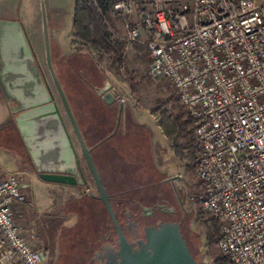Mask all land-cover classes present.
<instances>
[{
  "label": "built area",
  "instance_id": "obj_1",
  "mask_svg": "<svg viewBox=\"0 0 264 264\" xmlns=\"http://www.w3.org/2000/svg\"><path fill=\"white\" fill-rule=\"evenodd\" d=\"M108 19L121 24L116 34L105 22L113 39L144 46L150 76L192 119L196 202L217 220L218 250L230 264H264V0H114ZM24 202L17 173L0 179V264H44L12 215Z\"/></svg>",
  "mask_w": 264,
  "mask_h": 264
},
{
  "label": "rangeland",
  "instance_id": "obj_2",
  "mask_svg": "<svg viewBox=\"0 0 264 264\" xmlns=\"http://www.w3.org/2000/svg\"><path fill=\"white\" fill-rule=\"evenodd\" d=\"M43 1L48 31L51 30L54 37L55 33L59 31L58 28L62 30L59 37L55 36L64 47L62 56L76 54L77 51H80L81 58L96 65L102 77L119 95L120 101L112 107L113 115L112 109L96 114L98 118L112 125L117 135L121 137L122 133L125 134L122 139L127 151L124 153L125 165L119 166L115 153H105L104 147L94 150L93 161L103 183L107 185L113 176V178H117V183L114 181L115 185L122 187L115 192L142 186L150 193L161 191L163 194L171 195L176 215L155 214L150 218V221L162 218L165 221L178 223L196 260L202 264H217L216 259L222 254L216 243L212 245L207 243L208 234L214 233L211 216L202 213L196 202L200 195L201 185L195 176L199 149L193 136L192 119L178 104L172 87L167 81L155 80L150 76V60L142 45L126 47L123 44V62L118 66L112 62L109 53L97 52L74 40L70 35L74 0ZM30 16L28 14L27 18L23 19L27 28L28 25L32 26L35 23ZM52 18H55L56 22H51L50 25ZM110 26L113 31H116H114L116 34H121L119 21L111 20ZM43 69L53 96L60 104L59 95L51 77L45 66ZM85 90L89 89L86 87ZM118 104L122 105L121 112L124 117L120 122L116 116ZM60 109L63 110L62 107ZM1 112L0 108V120H2ZM62 112L67 127L71 131L68 118L65 112ZM94 113L95 111L91 112L87 119H81L85 128L90 122H95ZM163 115L167 117V122L174 129V133L171 135H165L162 130L161 118L164 117ZM126 120L128 121L126 122ZM9 123H12L11 119ZM122 125L125 126V130L122 129ZM135 133L140 135L138 139L134 137ZM71 135L90 193L86 191L87 186H82L76 190H67L63 196L61 195L60 199L67 200L66 204L59 210L58 217L50 222L49 227L43 225V229L39 233V238L43 242L41 248L45 255L44 264H80L82 255L86 253L85 241L80 238L83 235L82 232H86V235H94L93 221L98 220L99 228L103 227L101 222H107L104 209L98 210L94 202L90 201V194L95 196L97 192L86 164L81 159L80 148L72 131ZM190 138L193 139L192 143L196 145L195 148L188 145ZM16 140L17 134L14 128L5 125L0 128V147L14 151L16 149L13 144ZM99 140L88 141V144L93 146ZM119 181L121 184H118ZM132 194L138 195L137 191ZM99 217L101 222H99ZM85 220H89L90 227L82 229ZM94 261L95 263L92 264H99L98 260Z\"/></svg>",
  "mask_w": 264,
  "mask_h": 264
},
{
  "label": "water",
  "instance_id": "obj_3",
  "mask_svg": "<svg viewBox=\"0 0 264 264\" xmlns=\"http://www.w3.org/2000/svg\"><path fill=\"white\" fill-rule=\"evenodd\" d=\"M42 19L47 65L97 192V195L90 194V197L104 204L117 235L118 248L107 246L103 252L97 253L94 259L98 260L99 264H202L192 256L180 225L176 222L164 221L144 227L143 238L133 242L125 238L110 205L91 150L84 141L52 67L44 12ZM0 58V66L9 73L1 75L0 85L18 105L20 114L16 117V125L28 150V162L39 179L63 186H86L87 181L63 115L33 65L34 57L19 23L0 21ZM96 93L107 106L119 101L117 91L108 82ZM119 110L121 111V107ZM44 140L50 141V147L42 150L38 146Z\"/></svg>",
  "mask_w": 264,
  "mask_h": 264
},
{
  "label": "crops",
  "instance_id": "obj_4",
  "mask_svg": "<svg viewBox=\"0 0 264 264\" xmlns=\"http://www.w3.org/2000/svg\"><path fill=\"white\" fill-rule=\"evenodd\" d=\"M42 12H44L45 14V23L47 28L48 42H49L50 61L55 71V74L61 84V87L63 89V92L65 94V97L69 103L71 110L72 111L74 110V113L75 111H78L79 112L78 117L82 119H87L89 117V115L81 111L85 109V107L89 108L90 114L91 112L93 113V111H95L93 115L94 117L93 119H95V122H90V124L86 128L84 127L85 125H83L84 123H81V121L77 119L78 127L81 131V134L84 138L87 147L91 150V153H94L95 149L104 147L105 153H113V154L115 153L117 157V161L119 162L118 165L124 166L126 163V157L124 153H127V151L125 149L126 145H124L125 142H123L124 140L122 138H124L125 134L122 133L120 137V135L116 134L115 128L112 125L108 124L106 121L104 122V120L98 118V116L96 115L98 113L101 114L100 113L101 111L112 109L113 105L118 103L116 102L111 106H107L105 105V103L102 102L100 97L95 92L96 89L95 85H97L98 83L96 80H99L98 76H102V74L98 71L96 65H94L93 63L90 64V63L82 62L83 59L81 58L80 51H77L76 54L73 53L72 55H68L65 57L62 56V54L64 55V47L59 42V39L55 37V36L59 37L61 35L62 30L61 28H58L59 31L55 33L54 37L51 30L50 32L48 31V21H47V15L45 13V3L43 0H0V21L19 23L26 37L28 45L31 49V52L33 54L34 57L33 65L34 66L36 65L35 67L37 69V72L42 77L45 86L48 88L49 92L51 93L53 101L57 104L59 110L61 111V114L63 115L62 111L64 110L60 109V107H62L61 101L59 104L55 100L51 88L47 83L46 76L44 74L43 67L45 66L53 82L52 75L47 65ZM28 14L32 16V20L35 23L32 24V26L28 25L27 28V26H25V24L23 23V19L27 18ZM52 20H50L49 23L50 25L51 22L52 23L56 22L55 18L54 19L52 18ZM70 35H72V30L70 31ZM73 57L76 58V60L78 61L77 64L75 63L76 66L79 67V70L77 71L72 66L67 64V59ZM89 64L95 67L92 68L93 71L91 72L95 76L96 80L94 81L91 80L94 87L90 86L91 91L88 92V93L92 92L90 96L92 101L89 99L90 100L89 105H85L81 102V100L80 101L74 100L72 98V95H74V93H76L77 91V89L75 88V84H76L75 77H80L84 81L85 77L81 69L83 68L87 69L89 67ZM65 67H67L68 69L67 71ZM5 70L6 69H3V67L0 66V77L4 73H7L5 72ZM7 75H9V73H7ZM24 79L27 80V77H25ZM16 81L18 80L16 79ZM102 82L105 83L106 79L103 78ZM15 93H17V91ZM0 108L2 109L1 112L2 120H0V128L4 125L9 126L11 128H14L17 134V140L13 144L16 150L14 151L6 150L0 147V179L6 178L9 175L17 173L21 181L23 193L25 194V202L20 204L13 203L12 215L16 220V222L21 227H23L24 229H29L31 230V232L35 234L41 247L43 242H41L42 240H40L39 238V233L41 229H43V225L49 227L50 222H52L53 220L56 219V217H58L59 210L67 202V200L62 201L60 199L61 195L63 196L64 192H67V190H76L77 188L53 184V183H47L39 179L33 166L28 162L27 159L28 150L26 148L24 141L21 138V135L16 125V117L20 114L18 105L1 85H0ZM10 119L12 121L11 124L9 123ZM63 119L66 124L64 117ZM122 126H123L122 129L125 130V126L124 125ZM68 131L70 133L72 143L75 147L73 136L71 135V131L69 128ZM101 131L103 132V136L99 138V132ZM134 137L138 139L140 135L135 133ZM98 139L100 140L96 143V146L94 144H93L94 146H90L88 144V141L93 142V140H98ZM98 144L99 146H97ZM49 145H50V141L44 140L43 142L39 143L38 147L42 150H45L50 147ZM75 149L77 152L76 147ZM111 178H112L111 181L107 182L108 191L110 193H114L115 190L117 191L118 189H122L121 186L115 185L114 181H116L117 178H113V176H111ZM119 182L118 184H121V182L120 183Z\"/></svg>",
  "mask_w": 264,
  "mask_h": 264
},
{
  "label": "trees",
  "instance_id": "obj_5",
  "mask_svg": "<svg viewBox=\"0 0 264 264\" xmlns=\"http://www.w3.org/2000/svg\"><path fill=\"white\" fill-rule=\"evenodd\" d=\"M113 1L114 0H74L73 15H72V29L71 30H72V36H73L74 40H77L81 44L87 45V46L93 48L97 52L109 53L112 57V62L114 64H118V66H120L123 62L122 61V53H123L124 45L122 42L113 39L112 36L110 35V33L107 31V28L105 26L106 21L111 22L108 19V10H109L110 4ZM82 62L88 63L87 60L86 61L83 60ZM75 63L76 64L78 63L76 58L73 57V58L67 59V64L72 66L74 69H76ZM90 64H89V67L87 68V70L93 71L92 68H95V67L93 65H90ZM65 68L67 71L68 70L67 67H65ZM76 71H77V69H76ZM98 78H99V80H96V81L98 83H101L103 81V77L98 76ZM75 80H76L75 88L77 89L78 92L76 91V93H74V95H72V98L74 100H79V101L81 100V102L83 104L89 105V101L90 100L92 101V99L90 97L92 92L88 93L91 91L89 83L85 79L83 81L80 77H75ZM86 87L89 89L88 91L85 90ZM113 110L114 109L111 110L112 115L114 113ZM81 111L85 112L87 115H90L89 108L85 107V109H83ZM72 112L75 116L77 123H78L77 119H79L81 121L82 118L78 117L79 112L75 111V113H74V110ZM166 118H167L166 116L161 118V120H162L161 121V127H162V130L165 133V135H171L172 133H174V129H173L172 125H170V123L167 122L168 120ZM102 136H103V132L101 131V132H99V138H101ZM192 140L193 139L190 138L188 145L190 144L192 148H195L197 144L194 145L192 143ZM94 145L96 146V144H94ZM97 146H99V144ZM90 201L94 202V205L97 204V203H95L93 198H90ZM104 212H105L106 219H108V216H107L105 209H104ZM99 219H100L99 221H101L100 217H99ZM211 220L213 222L212 225H213L214 233L208 234V236H207L208 245L209 244H211V245L215 244L220 239L219 226H218L217 220L213 217H211ZM97 221L98 220H96V219H95V221H93V227L96 226ZM83 224L84 225H83L82 229L90 227L89 220H85V222ZM85 233L86 232L83 231L82 232L83 235H82V237L80 236V238L84 239L85 245H87V243H89V245H91L92 244L91 241L94 240V237L92 234L86 235ZM84 249H85V247H84ZM189 250H190V248H189ZM191 254H192V252H191ZM192 256L194 257L193 254H192ZM86 261H87V254L85 253V255H82V261H80V264H86ZM216 262H217V264H230L227 261V257L223 254L221 255V257H218L216 259Z\"/></svg>",
  "mask_w": 264,
  "mask_h": 264
},
{
  "label": "flooded vegetation",
  "instance_id": "obj_6",
  "mask_svg": "<svg viewBox=\"0 0 264 264\" xmlns=\"http://www.w3.org/2000/svg\"><path fill=\"white\" fill-rule=\"evenodd\" d=\"M76 69L79 70V67L76 66ZM84 75V79L89 83L90 86L94 87L91 80H96L95 76L91 71L87 69H81ZM104 82L97 83L95 85L96 91L104 86ZM95 91V92H96ZM122 105L118 104L116 108V116L119 122L123 117L122 112L119 110ZM128 120H126L127 122ZM92 158L93 154L91 153ZM83 160V158L81 157ZM84 161V160H83ZM79 164L81 166V160L79 159ZM82 168V166H81ZM83 170V169H82ZM85 175V174H84ZM101 177V176H100ZM102 180V178H101ZM93 181V180H92ZM103 183V180H102ZM94 185V181H93ZM92 185V187H93ZM106 192L109 196V202L115 214V217L119 223L121 230L125 238L129 242L136 241L138 239L143 238V228L151 225H156L160 221H165L161 219H156L154 221H150V218L155 216V214H171L176 215V210L172 205L171 195L163 194L161 191H156L154 193H150L147 190H144L142 186H138V188H131L127 190H122L120 192L110 193L107 189V185L104 184ZM95 187V185H94ZM78 188V187H76ZM138 195L134 196L132 193L136 192ZM131 194V195H130ZM95 204L98 207V210L105 209L104 204L98 200L93 198ZM107 213V211H106ZM108 216V214H107ZM95 219V218H94ZM107 222H101L103 227H98L100 223H96V226L92 228L95 231L93 235L94 240L91 241V245L87 243L86 245V254L87 261L86 264L95 263V255L97 253L103 252L107 246L117 249V235L114 227L112 226V221L109 216L106 220Z\"/></svg>",
  "mask_w": 264,
  "mask_h": 264
}]
</instances>
